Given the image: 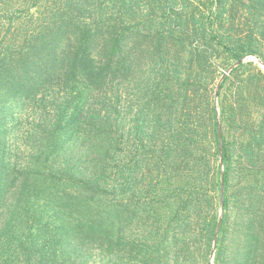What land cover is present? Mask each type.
Here are the masks:
<instances>
[{
  "label": "trees",
  "instance_id": "1",
  "mask_svg": "<svg viewBox=\"0 0 264 264\" xmlns=\"http://www.w3.org/2000/svg\"><path fill=\"white\" fill-rule=\"evenodd\" d=\"M113 1L0 0V264H157L154 252L170 251L173 239L190 248L184 231L197 207L196 184L184 189L166 231L155 201L137 203L135 216L129 213L130 167L126 156L115 157L125 137L118 125L124 119L122 90L136 67L133 121L143 141L148 126L158 125L168 110L155 84L163 75L178 76L175 66L189 50L204 52L211 67L217 45L234 60L257 54L264 61V0H129L136 2L134 18L109 15ZM151 9L162 11L151 15ZM247 20L262 30L244 34L240 26ZM153 27L154 34L148 33ZM209 105L206 122L217 139L212 99ZM263 129L239 142L247 176L254 177L255 169L264 173V164L254 162L264 161V141H256L264 138ZM227 151L224 145L223 158ZM143 164L148 161L139 159L137 168ZM263 186L250 181L233 195L240 213L234 243L226 246L225 225L222 242H216L218 264H264ZM217 223L212 211L206 254ZM190 253L181 263L175 254V264H196Z\"/></svg>",
  "mask_w": 264,
  "mask_h": 264
},
{
  "label": "rangeland",
  "instance_id": "2",
  "mask_svg": "<svg viewBox=\"0 0 264 264\" xmlns=\"http://www.w3.org/2000/svg\"><path fill=\"white\" fill-rule=\"evenodd\" d=\"M135 3L129 0L126 2L114 0L109 15L124 14L125 17L134 18L137 14ZM231 3L232 1H228V5ZM250 10L245 12L246 16H251ZM161 11L162 9H151L148 12L151 15H160ZM263 16L264 10L261 12V17ZM160 23L164 25L163 22ZM258 28L252 25L251 20L240 26L244 34L251 30L254 33L262 30ZM155 30L156 28L153 27L148 33L154 34ZM143 40L146 43L150 39ZM189 52L186 61L175 66V70L180 72L178 76L171 78L163 75L155 84L162 91L161 104L168 110L161 112L158 125L151 123L148 126L143 141H140V134L134 129L133 121L135 102L138 104L135 100L138 91L136 67H132L133 74L122 90L123 101L120 103V109L124 108L122 114L124 119L118 125L122 127L125 137L122 140L124 144H116L115 157L118 159L120 155L126 156L125 161L130 167L129 188L126 189L125 194L131 200L129 213L131 214L133 210L134 217L136 205L142 203L146 205L155 201L159 225L163 227V231H166L168 223L175 220V212H179L180 200L185 199L184 189L195 184L198 186L194 191L197 207L190 213L188 217L190 223L184 231L187 239H192L189 250L184 249L182 242L173 239L174 243L167 246L170 247V251L154 252L157 264L163 262L175 264L177 258L175 254L180 255L178 259L181 263L182 256L189 251L192 252L189 254L190 257H196V264H218L214 259L218 245L216 243L213 246L214 240L211 247L214 256H211V253L206 254L208 238L206 226L210 214L215 211L218 222L220 221L216 242L218 239L220 243L222 242L225 228L222 231L221 228L228 225L226 246L233 244L232 235L235 230L233 224L240 215L235 208L233 195L239 193L243 187L249 186L250 181L254 187H259V184L264 182V173L256 169L254 177L244 174L245 161L239 149L240 141H251V135L258 134L264 126L263 59L257 54H245L240 59L234 60L225 49L217 45L212 51L211 60L214 65L211 67L204 60V52L197 50H189ZM148 60L145 59L144 63ZM235 67L236 69L229 73ZM224 76L228 78L223 80ZM146 87L147 91H150V85L147 84ZM182 94H185L186 99H183ZM211 99L214 105L217 139L212 135L211 125L206 122L210 114ZM141 106H143L142 101L137 107ZM144 108L148 107L144 106ZM152 121L154 122L153 119ZM243 128L250 130L244 136ZM262 132L264 136V129ZM256 141H264V138ZM224 145L228 149L226 158H223ZM178 157L185 159L180 161ZM141 158L146 159L148 165L143 164L137 168V161ZM254 162L264 164L263 160H254ZM153 164L155 166H152ZM148 168L151 170L150 173L147 171ZM224 173L228 179L226 183H224ZM218 194H220L219 199H217ZM214 195L215 203L209 208V199ZM224 195L228 198L226 209H224ZM224 215L226 221L222 225ZM136 221L135 218L133 224ZM150 241V238H144L145 243L150 244ZM175 249H178L177 253ZM230 251L233 249H228L227 253L231 254ZM163 254H167L168 257L161 260Z\"/></svg>",
  "mask_w": 264,
  "mask_h": 264
},
{
  "label": "water",
  "instance_id": "3",
  "mask_svg": "<svg viewBox=\"0 0 264 264\" xmlns=\"http://www.w3.org/2000/svg\"><path fill=\"white\" fill-rule=\"evenodd\" d=\"M219 138H220V133H219ZM219 226H220V221L217 223L216 234L214 235L213 246H215V244H216V236H217V232L219 231ZM212 256H213V255H212Z\"/></svg>",
  "mask_w": 264,
  "mask_h": 264
}]
</instances>
